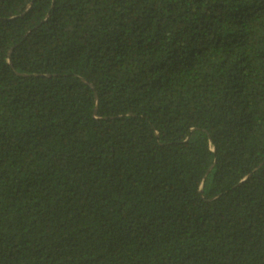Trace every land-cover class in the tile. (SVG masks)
<instances>
[{
  "label": "trees",
  "instance_id": "trees-1",
  "mask_svg": "<svg viewBox=\"0 0 264 264\" xmlns=\"http://www.w3.org/2000/svg\"><path fill=\"white\" fill-rule=\"evenodd\" d=\"M0 264H264V0H0Z\"/></svg>",
  "mask_w": 264,
  "mask_h": 264
},
{
  "label": "water",
  "instance_id": "water-1",
  "mask_svg": "<svg viewBox=\"0 0 264 264\" xmlns=\"http://www.w3.org/2000/svg\"><path fill=\"white\" fill-rule=\"evenodd\" d=\"M95 99H96V96H95ZM96 109V108H95ZM96 111V110H95Z\"/></svg>",
  "mask_w": 264,
  "mask_h": 264
}]
</instances>
